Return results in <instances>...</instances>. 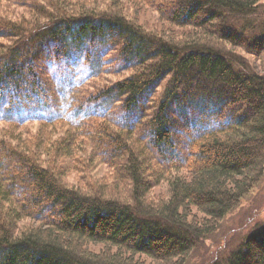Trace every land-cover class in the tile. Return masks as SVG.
<instances>
[{
    "label": "trees",
    "instance_id": "16d2710c",
    "mask_svg": "<svg viewBox=\"0 0 264 264\" xmlns=\"http://www.w3.org/2000/svg\"><path fill=\"white\" fill-rule=\"evenodd\" d=\"M144 5L160 13L162 30L146 29L129 11ZM262 6L0 0V121L70 125L0 134V264L185 261L264 174V69L243 55L264 60ZM101 68L130 73L58 108L50 73L71 80L74 71L90 78ZM116 102L123 109L113 116ZM103 162L114 172L108 182L65 178L91 176ZM123 178L129 191L107 192ZM162 183L165 194L156 197ZM226 264H264V224Z\"/></svg>",
    "mask_w": 264,
    "mask_h": 264
},
{
    "label": "rangeland",
    "instance_id": "374dc122",
    "mask_svg": "<svg viewBox=\"0 0 264 264\" xmlns=\"http://www.w3.org/2000/svg\"><path fill=\"white\" fill-rule=\"evenodd\" d=\"M262 2L264 4V0H262ZM4 5L6 6V8H9V10L14 13L24 9L9 7L7 3ZM129 11L133 13L134 17L138 20V22H140L146 29H163L160 28V25L162 23V20L160 19L161 15L154 7L144 5L140 8L136 7L135 9H130ZM261 12L264 18V6H262ZM175 31H179V29L176 28ZM176 33L178 32L170 34L175 35ZM237 50L238 52L241 51L240 49ZM113 54L115 55L116 53L113 52ZM243 55H245L253 65H255L256 67L259 66L260 69H264L263 59L246 55L244 53ZM116 62L112 65H116ZM108 64L109 62L106 65ZM37 65L40 68L39 61H37ZM77 68V66H73L71 69ZM40 69L42 70V73H44L41 74V77L43 78V84L46 87H51L52 83L48 76L47 67ZM53 71H55V69ZM76 72L77 71H74L72 73L71 80L67 79L64 75L54 74L53 76L52 73H50L51 79L53 80V83L56 84V89L58 91V95L60 96V100L58 103L59 109L67 107L69 104V100H73L74 97H76L79 102H82L86 101L88 97L98 96L97 92L99 90L101 91L102 89L108 88L117 79L122 76H126L130 73L126 69H118L117 71L110 69L108 71H105L104 68H101V72L97 76H91L90 78H87L82 75H76ZM156 95L157 93H155V96L153 97L149 96V100L154 101ZM76 103L77 102H74L73 104ZM120 106V103L116 102L114 103L113 108L111 110L109 109L108 111H111L113 113V116L115 113L119 114L122 112L123 109ZM107 108L108 107H104L103 109ZM146 113L147 110L143 111V116L146 115ZM176 115L177 113L174 112V117ZM103 121L104 123L106 122L105 120ZM7 125L13 127H8ZM14 126L20 127V129H14ZM69 126L67 123L60 121L52 122L51 124H49L48 122H28L22 125H14L0 121V134L7 133L8 131L12 130L17 133L34 134L39 129V127H43L41 129L44 132L47 131V133H50L49 130H53L54 133H60V131H64L65 127ZM137 134L138 133H134L135 136ZM112 173L114 172L109 169L107 165L103 162L97 165V167L93 171V175L91 176L86 174L83 175L80 172H71L68 173L65 178L69 183L79 184L86 183L88 181H90V183H98L99 179H103V182H108L113 178ZM114 185H109L107 192L113 191L119 194H124L126 193V190L129 191L126 179L121 180L118 183V191H115L113 189ZM152 193L156 197L163 196L165 194V184L162 183L159 186H156L152 190ZM261 224H264V174L259 183L241 200L240 204L222 219V221L218 224L217 228L210 235L200 240V242L195 246V248L188 254L185 261L178 262V264H226L228 256L234 249L239 246L243 238L253 228ZM100 247V244L94 245L95 249H99ZM148 263L160 264L157 262H149V260Z\"/></svg>",
    "mask_w": 264,
    "mask_h": 264
}]
</instances>
